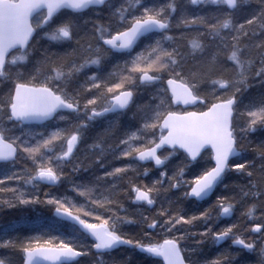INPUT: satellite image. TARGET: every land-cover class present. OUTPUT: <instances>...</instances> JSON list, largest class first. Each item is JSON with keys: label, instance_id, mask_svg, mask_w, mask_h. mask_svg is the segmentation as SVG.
<instances>
[{"label": "snow or ice", "instance_id": "snow-or-ice-1", "mask_svg": "<svg viewBox=\"0 0 264 264\" xmlns=\"http://www.w3.org/2000/svg\"><path fill=\"white\" fill-rule=\"evenodd\" d=\"M41 206L0 264H264V0H2L0 214Z\"/></svg>", "mask_w": 264, "mask_h": 264}, {"label": "trees", "instance_id": "trees-1", "mask_svg": "<svg viewBox=\"0 0 264 264\" xmlns=\"http://www.w3.org/2000/svg\"><path fill=\"white\" fill-rule=\"evenodd\" d=\"M157 2L158 3H164L165 0H157ZM167 2L168 3H172V2H174V0H167ZM114 163L119 164L120 161H115ZM53 191H54V189H53ZM6 211L13 212L15 210H5V212ZM25 212L29 213V215L32 214V215L39 216V215H42V214L46 213V210L43 209V206H41V208L37 209L34 213H33L32 210H26ZM18 216H22V215H3V214H0V223H1L0 225L4 224L8 220L17 218ZM24 216H26V215H24ZM123 254H125V253H121V255H123ZM0 258H3V257H0ZM134 259H135V257H134Z\"/></svg>", "mask_w": 264, "mask_h": 264}, {"label": "bare ground", "instance_id": "bare-ground-1", "mask_svg": "<svg viewBox=\"0 0 264 264\" xmlns=\"http://www.w3.org/2000/svg\"><path fill=\"white\" fill-rule=\"evenodd\" d=\"M3 215H29V213H27L25 211L24 212H20L19 210H15L13 212L6 211V212L3 213Z\"/></svg>", "mask_w": 264, "mask_h": 264}, {"label": "water", "instance_id": "water-1", "mask_svg": "<svg viewBox=\"0 0 264 264\" xmlns=\"http://www.w3.org/2000/svg\"><path fill=\"white\" fill-rule=\"evenodd\" d=\"M0 2H2V0H0Z\"/></svg>", "mask_w": 264, "mask_h": 264}]
</instances>
